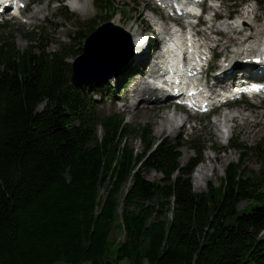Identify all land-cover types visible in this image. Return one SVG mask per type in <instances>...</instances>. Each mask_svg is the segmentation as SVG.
I'll use <instances>...</instances> for the list:
<instances>
[{"label": "trees", "instance_id": "trees-1", "mask_svg": "<svg viewBox=\"0 0 264 264\" xmlns=\"http://www.w3.org/2000/svg\"><path fill=\"white\" fill-rule=\"evenodd\" d=\"M46 46L20 52L0 39V264H264L258 146L234 145L259 156L258 173L230 164L218 187L196 193L201 148L180 167L176 146L154 144L148 126L99 115L69 85L67 54Z\"/></svg>", "mask_w": 264, "mask_h": 264}, {"label": "rangeland", "instance_id": "rangeland-1", "mask_svg": "<svg viewBox=\"0 0 264 264\" xmlns=\"http://www.w3.org/2000/svg\"><path fill=\"white\" fill-rule=\"evenodd\" d=\"M108 1V0H107ZM225 2L224 9L221 10V14L225 15L228 11V7L232 11H240L244 7L242 5V0H230L234 2H230L228 0H222ZM253 6L258 9L255 16L253 12H250V14H253L256 18L254 23H251L253 26H255V30H253V33L262 30L264 28V2L262 0H251ZM47 3L48 9H46L45 5L39 6L36 9V12L33 14V18L37 13L44 12L46 10L47 18L46 20L53 21V24L48 23L47 26L44 27V30L52 35V41H51V47L50 51H54L57 49V46L54 45V42H56V31L67 32L66 35H63L65 39V43H69L72 45L73 48H75V43H72V33H79V36L82 34L84 35V32L87 28L93 27L95 29L96 27L100 26L103 23H106L108 20V13L98 7L94 0H86V8L88 11L85 13L86 15L84 17H79L77 14H62L61 11H63V8H61V4L58 3V1L55 0H44V2H38L40 3ZM36 3V2H35ZM111 5H115L117 7V14L113 16L108 21H113L114 17L121 16L120 24L123 26V28L127 31H129L131 36V41L133 44H137L138 39L142 40L140 37H138V32L135 31V28H142L145 24V21L139 20L138 23H133L132 19L137 18L140 13L143 14L144 17H146L145 11L146 7L143 4V2H139L138 0H109L107 2ZM257 3V4H256ZM70 6V5H69ZM36 6L32 5L30 12L34 10ZM247 6L245 9V12L247 9H251ZM60 8V9H59ZM237 8V9H236ZM70 9L74 12L80 13L74 9ZM51 10V11H49ZM41 14V13H40ZM142 18V17H141ZM42 22H37L34 25H23L20 23V21L12 19L9 23L5 24L3 23L0 25V38L11 36L13 35L15 38L16 45L19 49H24L28 45V41L24 39V34L29 30L28 27H33L36 25H40ZM56 24L57 27L56 30L53 29V26ZM132 27V28H131ZM206 31L208 29H205ZM222 30V29H221ZM213 31V30H212ZM225 31H221L222 33H225ZM215 35L217 37H220L219 34L216 32ZM258 33V32H257ZM255 33V34H257ZM219 44H222V40L217 41ZM230 42V39L228 43ZM233 41H231L229 44L231 45ZM119 48L121 47V43L117 42ZM138 45V44H137ZM139 46V45H138ZM136 47V46H135ZM223 47V46H222ZM101 58V57H100ZM109 59V56L105 57L102 56L101 64L99 65V68L101 71L104 69L112 70L114 65H109L108 63L105 64V61ZM100 59H94V63L99 62ZM124 60V58L122 59ZM121 60V61H122ZM71 61V60H69ZM133 62V61H132ZM93 67L92 63L88 60L87 65H85L84 71L80 72V75L85 74L86 72L90 71V69ZM94 68V67H93ZM96 70V69H95ZM128 72L124 73L122 76H128ZM122 80V79H121ZM102 88V93L106 91L104 86ZM101 93V92H100ZM99 94V92H94L93 95ZM123 93H121L122 95ZM127 95V93H126ZM104 97H101V100H103ZM106 98H110V96H106ZM97 103H100L98 106L101 113L109 114L112 112V107L110 104V100H105L104 102H101L99 98H96ZM100 101V102H98ZM258 101L252 102H241L237 105L232 106L230 109L233 110V112L236 113L235 118L230 123L232 124V129L230 131V135L228 137V140L230 138H234L237 136L241 141L248 145H254L258 142H261L260 146L261 149L264 150V112L262 111V107H264V103H260L259 106H257ZM121 112V110L119 109ZM164 111H170L171 110H165L164 107H158L154 106L150 110H134L132 108H126L125 111H123L126 115L125 120L128 124H141L146 125L149 124L152 128V131L154 135L158 138H167L169 141H172L174 143L179 144V150L181 153L180 156V163L182 166H185L187 162L194 156V152L190 149L191 144H196L197 142H200V144H204L205 151L202 154V162L198 171L197 176L200 172H203V178L199 179V182L197 183V178L194 177L195 169L198 166H195L193 170V175H191V181L194 188V191L196 193H201L203 191H206L208 189V186L211 185L216 186L220 185V180L224 175V169L227 166L229 162L237 161L238 160V152L234 151H223L224 147L227 145L222 146V144H225L224 135L219 136L217 135V131L215 133V127L214 123H211L212 120L216 117H197V118H187L185 126L181 128L179 131L180 135H174L170 134L169 130H160L158 127V124L160 122V117L163 115L162 113ZM172 114H175L172 112ZM232 119L230 115H227ZM222 119V117L220 118ZM230 121V120H229ZM188 122V123H187ZM180 124V122L178 123ZM187 124V125H186ZM212 124V125H211ZM181 125V124H180ZM213 127V128H212ZM170 129V128H169ZM216 134V135H215ZM227 140V142H228ZM131 145L136 149V151H140L142 148L139 144V141L137 140H130ZM206 165V166H205ZM207 167L208 170H202L203 168ZM244 167L245 169L251 170L253 172H257L259 167V162L254 157H249L244 160ZM145 177L148 180L151 181H157L161 178V175L155 171H149L144 173ZM200 186V187H199ZM245 203H240L239 208H242ZM116 236L118 240L122 241L124 239V234L119 231L116 232ZM55 264H64V263H55ZM89 264V263H84ZM118 264H129L127 259L122 260Z\"/></svg>", "mask_w": 264, "mask_h": 264}, {"label": "bare ground", "instance_id": "bare-ground-1", "mask_svg": "<svg viewBox=\"0 0 264 264\" xmlns=\"http://www.w3.org/2000/svg\"><path fill=\"white\" fill-rule=\"evenodd\" d=\"M70 6H71V8L72 9H74V10H76V11H78V12H81V6H82V3H81V1L80 0H76V4L74 5L73 3H71L70 4ZM189 7H192V6H189ZM248 7H250V5L248 6ZM257 9V8H256ZM250 12H253V14H255L254 12H255V7H251V9H250V11H249V9H247L246 10V13L247 14H250ZM244 13L245 12H243L242 14H243V16H244ZM141 16H142V14H140V18H141ZM242 16V17H243ZM255 16H257V14H255ZM168 19H169V17H167ZM255 18V17H254ZM122 19H121V16H117L116 18H114L113 19V22L114 23H119L120 24V21H121ZM243 22H244V20H242ZM247 26H248V24L246 23L245 24V27L247 28ZM228 28H230V26L228 27ZM245 28V29H246ZM206 29H208L207 31L205 30L204 32L208 35V36H206V38L207 39H212L211 37H217L213 32H216L217 34H219V36L220 37H217V40L216 41H219V40H222V44H220L221 46H226L227 44H228V41H229V38H230V35H231V33H232V31L230 30H228L227 29V31L225 32V33H222L221 31V29L220 28H217V27H215V26H207L206 27ZM213 30V31H212ZM189 31H186L185 32V35L187 36V35H189ZM214 34V35H213ZM144 37L142 36L141 37V39H143ZM132 42V41H131ZM140 42H141V40H140ZM174 42L175 43H177V42H179V39L178 38H176L175 40H174ZM244 42L247 44V45H251V47H255V46H258L259 44H254L255 43V41H254V43H253V38L252 37H248V38H246V39H244ZM261 43V42H260ZM255 45V46H254ZM112 53H115L114 51L112 52ZM169 56L170 55H168V54H166L165 52H163L162 53V57L161 58H163V59H161L160 61L165 65V66H170L171 68L174 66V65H172V63L170 62L171 61V58H169ZM132 59H134V61H138V53H135V55H133V57H132ZM131 61H133V60H131ZM132 63V62H131ZM168 66V67H169ZM135 76V75H134ZM154 97V96H153ZM132 103H134V102H132ZM163 115H161V117H160V122H159V124H158V127H159V129L160 130H169V132H170V134H174V135H176V134H178L179 133V129H181V127H180V124H176V122L178 121V122H184L185 121V116H183L182 114H172V112H170V111H164L163 113H162ZM227 115H229V114H225V115H223V117L222 116H219L218 118H216V119H214L213 121H212V123H214V127L215 128H217V127H219L221 124H224V127H226L227 128V126H228V123H229V120H231L230 119V117L229 116H227ZM234 116V115H233ZM233 116H231V117H233ZM222 117V119H220ZM170 128V129H169ZM217 132L219 131V128H218V130H216ZM218 135V134H217ZM222 135H224V134H222ZM221 135V136H222ZM200 166H202L201 164H199L198 165V167L195 169V172H194V177H196L197 178V183L199 182V179H201V178H203V172H200L199 174H198V176H197V171H198V168L200 167ZM206 166V165H205ZM204 166V168L202 169V170H208V166L207 167H205ZM200 187V186H199Z\"/></svg>", "mask_w": 264, "mask_h": 264}, {"label": "water", "instance_id": "water-1", "mask_svg": "<svg viewBox=\"0 0 264 264\" xmlns=\"http://www.w3.org/2000/svg\"><path fill=\"white\" fill-rule=\"evenodd\" d=\"M100 32V30L99 31H97V33H99ZM95 35V33L94 34H92V35H90L89 37L91 38L92 36H94ZM82 56H84L85 57V55L83 54ZM83 59V57H81V59L80 60H82Z\"/></svg>", "mask_w": 264, "mask_h": 264}]
</instances>
